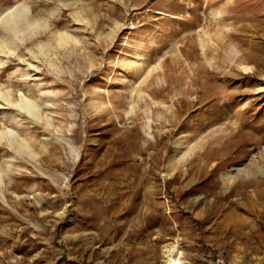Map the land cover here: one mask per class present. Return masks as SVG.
Returning <instances> with one entry per match:
<instances>
[{"label":"rangeland","instance_id":"1","mask_svg":"<svg viewBox=\"0 0 264 264\" xmlns=\"http://www.w3.org/2000/svg\"><path fill=\"white\" fill-rule=\"evenodd\" d=\"M171 244L264 264V0H0V264Z\"/></svg>","mask_w":264,"mask_h":264},{"label":"bare ground","instance_id":"2","mask_svg":"<svg viewBox=\"0 0 264 264\" xmlns=\"http://www.w3.org/2000/svg\"><path fill=\"white\" fill-rule=\"evenodd\" d=\"M22 8H23V6H22ZM28 9H29L28 7L24 8V9H21V7H20L18 9H16L15 11L10 10L12 12H10L9 14H7L6 16L3 17L2 22L5 25H7V27H9L8 33L17 34L19 32L21 33L22 31L27 30V29L24 30L25 26L28 27L31 24L30 21L27 19L28 12L30 11ZM21 16L26 17V21L20 22ZM24 17H23V19H24ZM4 28H6V27H4ZM6 35H8V34H6ZM9 35H11V34H9ZM16 36H18V35H16ZM21 104H23V103H21ZM21 106L27 107L29 109V111H30V109L34 108V110L36 111V109H35L36 106L32 103H25L24 105H21ZM27 108H25V109H27ZM37 112H38V110H37ZM174 250H175V246L173 244L165 245V247H164V253L166 254V256L168 258L169 264H180L179 262H176L172 257Z\"/></svg>","mask_w":264,"mask_h":264}]
</instances>
